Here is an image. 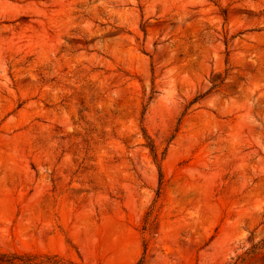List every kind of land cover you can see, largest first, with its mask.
Returning <instances> with one entry per match:
<instances>
[{"label":"rangeland","instance_id":"374dc122","mask_svg":"<svg viewBox=\"0 0 264 264\" xmlns=\"http://www.w3.org/2000/svg\"><path fill=\"white\" fill-rule=\"evenodd\" d=\"M0 255L264 264V0H0Z\"/></svg>","mask_w":264,"mask_h":264},{"label":"trees","instance_id":"16d2710c","mask_svg":"<svg viewBox=\"0 0 264 264\" xmlns=\"http://www.w3.org/2000/svg\"><path fill=\"white\" fill-rule=\"evenodd\" d=\"M152 153L154 154V158H157V155L154 153V149L150 146ZM19 262L21 264H33L31 256H6L0 255V263L5 264H14L15 262Z\"/></svg>","mask_w":264,"mask_h":264}]
</instances>
